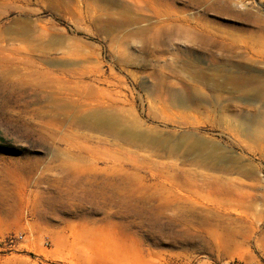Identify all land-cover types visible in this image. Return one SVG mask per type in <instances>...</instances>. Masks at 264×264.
<instances>
[{
  "label": "rangeland",
  "instance_id": "obj_1",
  "mask_svg": "<svg viewBox=\"0 0 264 264\" xmlns=\"http://www.w3.org/2000/svg\"><path fill=\"white\" fill-rule=\"evenodd\" d=\"M85 92L116 99L137 130L215 140L255 176L47 121L49 103L77 110ZM257 114L264 0H0V264H264V140L241 131ZM65 150L82 157L69 170ZM175 172L187 185L170 184ZM229 181L250 210L219 203ZM177 208L220 218L194 228L167 218Z\"/></svg>",
  "mask_w": 264,
  "mask_h": 264
},
{
  "label": "bare ground",
  "instance_id": "obj_2",
  "mask_svg": "<svg viewBox=\"0 0 264 264\" xmlns=\"http://www.w3.org/2000/svg\"><path fill=\"white\" fill-rule=\"evenodd\" d=\"M106 94H108V93H106ZM79 98H83L84 100L82 101V105L77 107V110L71 108V104L67 103V101H65V100L60 101L58 104H55L52 102L49 103L51 109L54 111V114H53L54 117H51L47 121L50 122V120H51L53 122H50V123H54V125H57L56 120L59 118V115L62 114L63 118H61V119L59 118L60 119L59 124L80 125V126L84 127L85 129L105 133V134H107V136H110L115 142L122 141V142L130 143L133 145H137L140 147H144L146 149H150V150L153 149V152L157 156H162V154H163L167 157H172L173 155H176L177 153L193 154V155H196L195 157L198 156V158H200V159H195V161H192V162H198L199 166L203 162V159L205 158V160L208 159V161H210L209 163L204 162L203 166L205 168H210L212 170H218L220 172H224V171H230L231 172L233 170H240L241 173L246 177H254L255 176V172L253 171V169H250V168L246 169L245 167H240V166L236 167L234 164H226L228 160H231L232 156H225V155L220 154L218 152L219 146L217 143L214 142L215 140L212 141V140L204 139L201 136H191V135H188L186 133H182L180 136L177 135L178 137H176V136H173L172 134H170L169 132L168 133L165 132L166 134H164V136H162L161 133H158V131L156 132L154 130H153L155 132V133L153 132L154 134L151 133L152 131L149 132V131H144L141 129L137 130L136 128H139L141 126V124L139 125L138 122L137 123L136 122L126 123L123 120V118L118 117L117 111L120 110V107L117 105L116 99H114V98L107 99L103 96H97L96 97L94 94H91L89 92H85L84 94L80 95ZM170 98H171L170 100L173 104H177V105H181V106H185V107H187L189 105V99L186 97V94L184 93V91H181V90L171 91L170 92ZM48 100L51 101V99L49 97H48ZM35 102H39V98H36ZM74 111L76 112V114H73ZM122 111H123V109H122ZM35 112L37 113L38 116H41V118H47L46 115L42 116L43 114L40 111H35ZM122 115H120V116L122 117ZM126 120H127V118H126ZM244 123L245 124H244V126H242L241 131L246 136H248L249 138L254 140L255 142L261 144V141L264 140V115L257 114L255 116L249 118V121L247 120V122H244ZM142 129H145V128H142ZM149 129H147V130H149ZM150 130H152V129H150ZM53 133H54V135H56V133L54 131H53ZM167 136H169V137H167ZM57 138H58V140H61L62 142H65L67 145L72 146V148H74L73 143H75V142L71 143L70 140L69 141L66 140L65 137L61 136V135H59ZM79 144L81 145V143H79ZM119 151H120V149H119ZM67 152L68 151L65 150V155H63V157H61L59 155L60 152L58 154H56L55 157L58 160H60V164H59L60 167L66 168V170H69L68 167L72 165L73 160L81 159L82 157L80 155H75L72 153L68 154ZM103 153H105V151ZM91 156H93V154H91ZM104 156L116 157L117 154L116 153L115 154H112V153L108 154L107 153ZM100 157L103 158V156H100ZM229 165H231V166H229ZM201 166H202V164H201ZM125 172H126V175H128V176H133L132 174L137 173V172L134 173V171H129V170H127ZM199 176H200V174H199ZM190 180H193V178H191ZM226 180L228 181V179H226ZM169 182L171 185L176 186L177 188H180L182 186L187 185L184 180L179 179V175H177V172L173 173L171 175V177H169ZM226 183L228 186H230L231 184H232V186H235L233 194L231 192V195H228V196H230V198H228V199H226L228 196L226 198H225V196H222V198L217 196L219 201H220V202L219 201L218 202L219 203H225V204L227 203V206L230 208L237 206L240 208H245L247 210H250L249 204L245 203V201L243 200V197L241 196L242 193L240 194L241 191L239 190V185H235L236 183L234 184L232 181H229ZM209 184H212V185H215L218 187H221L223 185V184L222 185L220 184V179L217 177H213L212 180L209 181ZM187 188H189V187H187ZM215 188L216 187H214V189ZM218 189H220V188H218ZM188 190H190V189H188ZM220 190H222V189H220ZM118 194H115V195H118ZM211 194H213V193H211ZM136 200H138V199H136ZM149 203H150V201H149ZM123 206H124V204H123ZM125 208H127V207H125ZM156 209H157L156 212L158 214H160L163 212V210H166L167 208L165 207V208H156ZM186 213L187 212H185L184 209L180 210L177 208L176 213H173L172 217H167V218L170 220L181 219V220H184L186 222V224L189 226L191 225L194 228H200V229H204V230H206L208 225H211V224H208V223H210V220H211L210 218H216V217H218V219L220 218V216H217V214L211 215L210 217H206V216L205 217H198L192 211H191V213L188 214V215H190V218H188L187 217L188 215H186ZM182 224H184V223H182ZM209 228H211V227H209ZM209 228H208V230H210ZM235 228L236 229L226 228V230L224 232H225V234H229V235L230 234H239V233H241V230L243 232L242 227L238 226Z\"/></svg>",
  "mask_w": 264,
  "mask_h": 264
}]
</instances>
